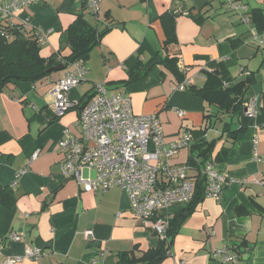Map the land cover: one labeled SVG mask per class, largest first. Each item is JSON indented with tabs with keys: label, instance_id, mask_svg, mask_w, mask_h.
<instances>
[{
	"label": "crops",
	"instance_id": "0c3cea01",
	"mask_svg": "<svg viewBox=\"0 0 264 264\" xmlns=\"http://www.w3.org/2000/svg\"><path fill=\"white\" fill-rule=\"evenodd\" d=\"M235 1L247 6L250 17L254 10H259L257 16L264 15V0ZM7 2L0 0V5ZM98 4L95 15L90 0H39L16 14V22L29 15L30 28L46 35L41 45L44 57L71 53L68 30L79 14L104 33L85 60L83 79L70 91L79 104L64 115L56 116L51 89L66 68L48 71L35 83H9L0 90V189L5 190L0 199V264L23 255L27 246L41 250L40 257L15 264H117L123 251L157 247L158 235L134 216L127 192L84 191L62 174L60 141L66 132L80 134V108L94 98L98 83L110 92H127L136 114H156L168 144L183 132L195 140V131L204 125L205 102L188 89H178L180 82L164 65L153 66L139 81L121 84L129 77L126 60L141 45L166 53L161 16L172 8L189 11L176 16L177 42L167 49L178 55L187 79L200 86L203 70L211 62H221L233 81L250 76L253 82L243 101L245 109L236 118L246 129L224 160L215 164L234 181L221 199L203 198L184 218L158 264H222L213 253L226 246L239 248L233 264H264V46L252 36V29L264 31L258 29L264 26V16L246 23L226 0H98ZM219 135V128L204 134L208 139ZM231 143L223 135L214 153ZM190 156L189 146L170 161L185 164ZM179 207L171 206V216ZM90 229L94 238L85 236ZM12 232L21 238L12 240Z\"/></svg>",
	"mask_w": 264,
	"mask_h": 264
},
{
	"label": "built area",
	"instance_id": "2783aa9c",
	"mask_svg": "<svg viewBox=\"0 0 264 264\" xmlns=\"http://www.w3.org/2000/svg\"><path fill=\"white\" fill-rule=\"evenodd\" d=\"M39 0H9L0 5V18H6L10 24L16 22V14L26 10ZM233 11L242 13V20L251 22L247 6L235 0H226ZM93 14L99 13L98 0H90ZM181 10H178V12ZM188 14L187 11L182 13ZM30 28V16L19 22ZM41 43L46 35L35 29ZM252 36L264 46V31L252 29ZM86 73L83 60L72 62L65 74L52 86L56 116L64 115L79 103L70 98L72 88L77 86ZM186 81L177 85L186 89ZM95 96L79 111L78 126L80 134L66 132L60 141L63 153L61 172L73 178L84 191L120 188L130 198L134 216L144 225L151 227L158 237L164 238L170 224V208L177 203L190 201L195 193L194 182L189 178L190 165L173 164L170 158L180 149L191 145V133L183 132L174 142L167 143L161 121L156 114H136L132 108L130 95L125 91L110 92L103 83L95 85ZM180 115L184 111H178ZM38 155L34 153L33 158ZM260 159V158H259ZM88 171L86 175L85 171ZM207 176L205 196L221 199L224 189L234 181L227 174L216 169L213 161L205 164ZM164 176L160 180V175ZM262 183V180H256ZM87 238H94L93 230H86ZM12 240H19L21 235L12 232ZM41 250L26 247L23 255L9 258L5 264H15L26 258L37 259ZM222 264H233L239 258L236 250L229 246L217 249L213 253Z\"/></svg>",
	"mask_w": 264,
	"mask_h": 264
},
{
	"label": "trees",
	"instance_id": "16d2710c",
	"mask_svg": "<svg viewBox=\"0 0 264 264\" xmlns=\"http://www.w3.org/2000/svg\"><path fill=\"white\" fill-rule=\"evenodd\" d=\"M182 11L189 13L186 9L178 12L177 9L172 8L161 16L166 36L164 43L166 53L163 54L160 50H149L141 45L137 52L126 60L125 64L129 68V77L123 80L121 84L127 85L139 81L148 74L153 66L158 64L164 65L170 70L180 83L187 80L178 63V55H172L167 50L170 45L177 42L176 16ZM258 11L254 10L251 13L252 21L262 19L264 16L263 13L257 16ZM258 29L262 31L264 26L258 27ZM103 33L92 25L83 14H79L68 30V43L71 53L67 56L56 53L44 57L41 55L42 43L36 35L35 29L25 28L19 22L10 24L5 17L0 18V90L9 83L20 81L35 83L42 80L50 74L48 69L58 64H64L67 69L76 60H83L85 63L91 51L100 43ZM129 64L131 65L129 66ZM202 73L204 76L202 85L197 86L191 81L186 86V89L205 102L204 125L195 131L197 137L192 140L190 145L191 156L187 163L190 165L189 171L195 172V175H189L190 179L193 177L191 180L195 185L194 196L190 201L178 203L180 207L171 216L166 236L164 238L159 237L157 247L143 252L123 251L118 254L117 264H158L166 256L184 218L192 213L196 205L206 197L207 176L204 173L206 162L213 161L216 164L224 160L237 135L246 129V126L239 124L236 118L242 109H245L243 101L253 78L248 76L233 81L227 68L221 62H211ZM211 128H219L221 135L214 139L206 138L204 134ZM225 134L232 139V143L228 146H222L219 151L214 153L216 142ZM4 191L0 189L1 201H3ZM234 250L238 252L239 248L235 247Z\"/></svg>",
	"mask_w": 264,
	"mask_h": 264
},
{
	"label": "water",
	"instance_id": "95a60500",
	"mask_svg": "<svg viewBox=\"0 0 264 264\" xmlns=\"http://www.w3.org/2000/svg\"><path fill=\"white\" fill-rule=\"evenodd\" d=\"M64 68H65V65L64 64H58L56 66L50 67L48 69V71H52V70H63Z\"/></svg>",
	"mask_w": 264,
	"mask_h": 264
}]
</instances>
